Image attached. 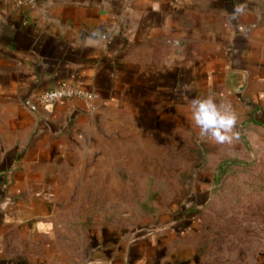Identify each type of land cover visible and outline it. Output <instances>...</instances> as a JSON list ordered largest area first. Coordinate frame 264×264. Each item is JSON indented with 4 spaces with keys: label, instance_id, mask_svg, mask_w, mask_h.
<instances>
[{
    "label": "crops",
    "instance_id": "crops-1",
    "mask_svg": "<svg viewBox=\"0 0 264 264\" xmlns=\"http://www.w3.org/2000/svg\"><path fill=\"white\" fill-rule=\"evenodd\" d=\"M63 83L207 146L189 102L230 101L240 139L264 127V0H0V264H199L175 225H59L52 166L87 100H35Z\"/></svg>",
    "mask_w": 264,
    "mask_h": 264
},
{
    "label": "rangeland",
    "instance_id": "rangeland-1",
    "mask_svg": "<svg viewBox=\"0 0 264 264\" xmlns=\"http://www.w3.org/2000/svg\"><path fill=\"white\" fill-rule=\"evenodd\" d=\"M85 100L86 130L52 166L56 220L67 233L175 225L199 264H264V127L207 146Z\"/></svg>",
    "mask_w": 264,
    "mask_h": 264
},
{
    "label": "clouds",
    "instance_id": "clouds-1",
    "mask_svg": "<svg viewBox=\"0 0 264 264\" xmlns=\"http://www.w3.org/2000/svg\"><path fill=\"white\" fill-rule=\"evenodd\" d=\"M193 125L199 129L201 141L219 145L232 144L239 139L238 115L230 101L214 97L193 98L188 104Z\"/></svg>",
    "mask_w": 264,
    "mask_h": 264
},
{
    "label": "built area",
    "instance_id": "built-area-1",
    "mask_svg": "<svg viewBox=\"0 0 264 264\" xmlns=\"http://www.w3.org/2000/svg\"><path fill=\"white\" fill-rule=\"evenodd\" d=\"M15 1L20 3L25 0H15ZM89 97H90L89 94H87L85 91L81 90L80 88L67 83H63L52 89L41 92L36 97L35 102L40 105H48V104L63 102L70 99H86ZM32 102L33 101H27L28 106L34 109L35 106Z\"/></svg>",
    "mask_w": 264,
    "mask_h": 264
}]
</instances>
